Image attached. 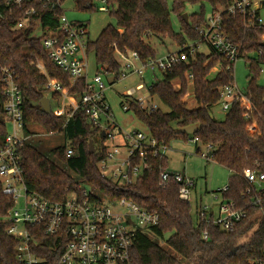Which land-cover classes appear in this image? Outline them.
Listing matches in <instances>:
<instances>
[{
  "label": "trees",
  "instance_id": "1",
  "mask_svg": "<svg viewBox=\"0 0 264 264\" xmlns=\"http://www.w3.org/2000/svg\"><path fill=\"white\" fill-rule=\"evenodd\" d=\"M104 2L106 11L116 18L117 23L104 27L95 40L89 39L87 55H94L96 72L103 73L113 84L120 80L122 54L135 51L142 61H146L157 56L151 43L154 39L168 37L178 46L196 40L199 38L196 27L206 22L203 2H208L214 12L220 6L227 8L232 0H171L170 5L168 0ZM195 3H202L201 10L190 14L187 23L183 14L188 4ZM32 7L36 12L28 15ZM76 7L81 11L97 9L95 0H76ZM0 10L3 13L0 18V66L12 67L16 71L23 95L25 131L31 133V126H40L48 134L63 133L69 141V147L60 146L53 150L60 164L43 154L31 140L24 144V176L29 188L51 199L63 200L73 192L84 191L86 187L81 185L82 181L111 201L126 198L157 212L160 216L157 226L137 231L131 250L132 264H264V215L257 206H250V196H243L250 185L243 175L244 170L250 168L264 172V86L257 82L264 64V25L256 21L250 23L241 14L223 15L227 34L239 46L240 58H245L249 64V82L244 90L253 103L258 131L249 129L250 122L244 117L245 107L238 102L232 105L224 119L212 116L211 110L220 102V89L235 82L234 71L227 69L229 62L213 51L198 52L195 58L182 62L171 72H164L163 79L150 85V94L157 96L168 110L159 108L150 112L135 100L128 101V111L136 114L159 146L169 147L176 138L190 141L197 137L196 153L202 154L203 149L210 146V158L230 171L228 190L222 196L247 208L249 217L233 230L224 231L215 225L200 224L198 208L194 214L192 204L180 199L181 184L173 174L162 182L161 174L169 171L166 154H151L148 157L150 168L133 184L119 185L103 177L99 163L107 153L106 138L103 129L90 120L86 108L81 105L86 79H78L72 85L68 73L52 61L41 42L45 35L58 27L63 11L55 12L36 2L25 6L7 4V0H0ZM172 13L180 18L181 32L173 28ZM24 17H28V21L19 28L18 23ZM38 27L42 32L40 36L35 35ZM39 61L44 64L47 75L41 73ZM219 64L222 65L219 72L210 78L212 70ZM1 79L0 68V146L7 134ZM49 79L60 82L80 103L69 120L65 114L58 116L54 113L61 106L63 97L48 90ZM175 80L180 84L178 88L174 86ZM190 88L196 103L192 107L185 100ZM45 97L51 102V113L42 108L41 101ZM125 98L122 95L121 105ZM194 124L198 125L195 133L178 132L180 128ZM90 140L96 148L94 153L90 152ZM68 148L74 149L73 155H67ZM12 206L13 199L3 194L0 183V264H18V242L8 234L5 219ZM253 228L249 240L240 242ZM205 230L209 234L207 239L203 234ZM158 238L166 240V247L160 245ZM46 241L49 244L51 239Z\"/></svg>",
  "mask_w": 264,
  "mask_h": 264
},
{
  "label": "built area",
  "instance_id": "2",
  "mask_svg": "<svg viewBox=\"0 0 264 264\" xmlns=\"http://www.w3.org/2000/svg\"><path fill=\"white\" fill-rule=\"evenodd\" d=\"M31 2L42 4L45 8L58 12V27L42 38V45L52 61L68 73L74 85L78 79H86V88L81 105L87 110L90 120L103 129L105 138L114 143L107 146L105 158L99 163L101 175L112 179L119 185L133 184L150 168L148 157L151 154H166L169 148L159 146L157 140L148 131L138 128L125 130L115 120L114 113L106 99L108 85L101 72H95L92 79L88 77L87 46L89 41L88 28L80 23L69 21L64 12L63 0H7V4L25 6ZM106 11V7L101 8ZM36 12L32 7L27 14ZM241 14L248 22L256 21L264 25V0H232L227 8H219L212 12L204 25L196 27L199 38L188 41L178 47L177 51L169 52L160 58L142 61L137 52L122 54L120 79L132 73L143 75L147 69H160L171 72L182 62L195 58L198 52H206L207 46L229 63L227 69L234 71V64L240 58L239 46L227 34L224 14ZM0 18L3 13L0 10ZM28 21L24 17L19 23L21 28ZM209 52V51H208ZM140 62L142 65L138 66ZM220 68L222 65H218ZM41 73L47 75L44 64L39 61ZM2 94L5 98L3 121L11 123L12 132H8L0 146V183L3 194L13 199V206L5 219L8 222L7 232L17 240L16 259L18 264H132L131 250L138 230L157 226L160 216L126 198L115 201L96 192L93 187L85 188L81 193L73 192L63 200L51 199L42 193L29 188L24 176L22 148L37 133H28L24 128L23 95L17 83V74L12 67H1ZM191 78L192 75L189 74ZM111 85V83H110ZM46 87L58 92L63 99L61 106L54 110L58 116L67 115L69 120L78 109L79 102L65 90L60 82L49 79ZM135 97V92L144 88L138 85L130 89L123 103V110H129V100H135L150 112L160 108L154 96ZM245 107L244 117L250 122L249 129L258 131V123L254 116V106L245 90L234 82L220 89V106L228 113L234 103ZM67 120V121H68ZM66 121V122H67ZM198 144V138L191 139ZM210 146L207 147V156ZM74 154L68 148L67 155ZM171 174L181 184L179 197L190 202L194 180L184 172L166 171L161 174L162 182H166ZM243 175L249 186L243 196H250V206H257L264 215L263 193L264 172L247 168ZM228 190V186L221 191ZM99 198V199H97ZM215 199L217 195H215ZM200 224L215 225L224 231H231L242 220L249 217L247 208L238 206L235 201L223 198L215 205L198 206ZM204 238L209 234L205 230ZM51 241L47 244L46 240ZM62 246L60 252L59 247Z\"/></svg>",
  "mask_w": 264,
  "mask_h": 264
},
{
  "label": "rangeland",
  "instance_id": "3",
  "mask_svg": "<svg viewBox=\"0 0 264 264\" xmlns=\"http://www.w3.org/2000/svg\"><path fill=\"white\" fill-rule=\"evenodd\" d=\"M97 9L94 11H81L76 7V0H65L64 2V12L73 23H83L88 27L89 39L95 40L100 32L108 24L116 25L117 20L114 16H111L109 12L103 11L101 8L106 5L104 0H95ZM169 5L171 0H168ZM205 7L206 19H209L213 10L208 2H203ZM202 3L188 4L186 7V12L188 15L192 13L200 12ZM220 8H226L220 6ZM172 24L173 28L177 32H181L182 23L178 14L172 13ZM190 18V16H189ZM42 32L39 27L37 28L35 35L40 36ZM152 46L157 50V56L160 58L167 54L168 52H173L178 50V43L174 42L172 39L166 37L163 39L152 40ZM203 49L208 52L210 51L207 46H203ZM122 59V58H121ZM123 61V60H122ZM87 62L89 65L88 77L91 80L94 73L97 71V65L94 55L91 53L87 55ZM138 66L142 64L137 63ZM262 71H260L257 82L264 86V64L261 65ZM220 67L216 66L211 74L210 78H214L219 72ZM249 64L245 58H239L234 64V80L237 86L244 90L249 82ZM164 77V72L160 69L155 71L147 69L143 72V75L138 73H132L125 78L118 80L117 82L110 85V82L105 79L108 88L106 89V99L111 107L116 122L125 130H130L133 128H138L143 131H147L146 126L138 119L136 114L131 111H124L121 105L122 95L128 93L130 89H133L143 84L144 88L137 90L135 92V97H149V86L155 81L161 80ZM174 86L178 88L180 86L178 80L174 81ZM189 106L196 105L194 101L193 89L190 88L189 93L185 96ZM154 101L160 105L163 110H168L169 108L163 104L157 96H154ZM212 116L217 119H224L225 114L221 110L220 104H217L211 110ZM13 126L11 123L7 124V131L12 132ZM31 130L35 131L37 134L33 136L31 142L34 144L43 154H45L52 161L60 164L58 157L54 154L53 150L56 147L68 146L69 141L66 139L63 133L48 134L40 126H31ZM115 142L106 139V145L112 147ZM98 145V144H97ZM206 153V149H203ZM166 155L169 161V171L170 172H185L186 175L194 180V186L191 190L190 203L193 206V213L195 214L196 208L200 205H215L222 199L221 191L229 185L230 181V171L213 161L209 155L203 156L202 154L196 153V144L193 141H185L184 138H176L171 143L169 148L166 150ZM75 177H78L74 172L70 171ZM86 188L91 189L90 184H85L80 181ZM217 195L218 199H215ZM255 228V227H254ZM254 228L249 231V233L240 239V242H245L249 240L250 235L253 233ZM160 245L166 247V240L158 238ZM174 255H177L173 250H170Z\"/></svg>",
  "mask_w": 264,
  "mask_h": 264
},
{
  "label": "water",
  "instance_id": "4",
  "mask_svg": "<svg viewBox=\"0 0 264 264\" xmlns=\"http://www.w3.org/2000/svg\"><path fill=\"white\" fill-rule=\"evenodd\" d=\"M183 18L185 19V21L187 23H189V15H188V13H184L183 14ZM263 46H264V43H263ZM41 105H42V108H43V110L45 112H47V113H51L52 112L51 102H50V100L47 97H45V98L42 99ZM197 128H198V125L197 124H194V125H191V126H187V127L180 128L178 130V132L179 133L193 134V133L196 132ZM89 146H90V152L91 153H94L96 151V148L94 146L93 140H90Z\"/></svg>",
  "mask_w": 264,
  "mask_h": 264
},
{
  "label": "crops",
  "instance_id": "5",
  "mask_svg": "<svg viewBox=\"0 0 264 264\" xmlns=\"http://www.w3.org/2000/svg\"><path fill=\"white\" fill-rule=\"evenodd\" d=\"M169 53V52H168ZM166 55V54H165ZM185 173V172H184ZM186 174V173H185Z\"/></svg>",
  "mask_w": 264,
  "mask_h": 264
}]
</instances>
